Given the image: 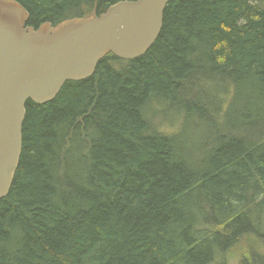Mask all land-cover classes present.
<instances>
[{
  "label": "trees",
  "instance_id": "obj_1",
  "mask_svg": "<svg viewBox=\"0 0 264 264\" xmlns=\"http://www.w3.org/2000/svg\"><path fill=\"white\" fill-rule=\"evenodd\" d=\"M18 1L38 28L122 0ZM23 137L0 264H264V0H171L144 55L29 101Z\"/></svg>",
  "mask_w": 264,
  "mask_h": 264
},
{
  "label": "water",
  "instance_id": "obj_2",
  "mask_svg": "<svg viewBox=\"0 0 264 264\" xmlns=\"http://www.w3.org/2000/svg\"><path fill=\"white\" fill-rule=\"evenodd\" d=\"M171 0H122L100 15L27 25L18 0H0V200L13 185L23 153L27 104H45L68 81L95 73L109 53L144 55L163 28Z\"/></svg>",
  "mask_w": 264,
  "mask_h": 264
},
{
  "label": "rangeland",
  "instance_id": "obj_3",
  "mask_svg": "<svg viewBox=\"0 0 264 264\" xmlns=\"http://www.w3.org/2000/svg\"><path fill=\"white\" fill-rule=\"evenodd\" d=\"M168 121L171 120V115L166 116ZM223 257L221 255L218 256V264H239V258L235 255Z\"/></svg>",
  "mask_w": 264,
  "mask_h": 264
}]
</instances>
